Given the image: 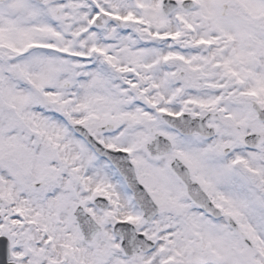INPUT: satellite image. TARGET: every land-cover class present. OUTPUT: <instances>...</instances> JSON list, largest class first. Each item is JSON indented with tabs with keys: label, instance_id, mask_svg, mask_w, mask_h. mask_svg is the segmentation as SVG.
<instances>
[{
	"label": "snow or ice",
	"instance_id": "snow-or-ice-1",
	"mask_svg": "<svg viewBox=\"0 0 264 264\" xmlns=\"http://www.w3.org/2000/svg\"><path fill=\"white\" fill-rule=\"evenodd\" d=\"M0 264H264V0H0Z\"/></svg>",
	"mask_w": 264,
	"mask_h": 264
}]
</instances>
